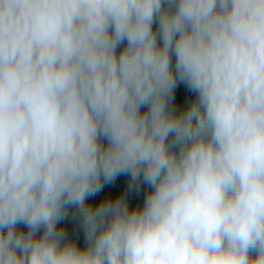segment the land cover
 Wrapping results in <instances>:
<instances>
[{
    "label": "clouds",
    "instance_id": "9594fccd",
    "mask_svg": "<svg viewBox=\"0 0 264 264\" xmlns=\"http://www.w3.org/2000/svg\"><path fill=\"white\" fill-rule=\"evenodd\" d=\"M0 264H264V0H0Z\"/></svg>",
    "mask_w": 264,
    "mask_h": 264
},
{
    "label": "trees",
    "instance_id": "16d2710c",
    "mask_svg": "<svg viewBox=\"0 0 264 264\" xmlns=\"http://www.w3.org/2000/svg\"><path fill=\"white\" fill-rule=\"evenodd\" d=\"M182 94H183V93L181 92V95H182ZM122 183H123V178H121L120 180H118V182H117L116 185L111 186V187H109V188H106L105 191H113V192H114V191H116L118 188L121 187ZM102 196H103V193H101V194L98 195L97 197H93V198H91V199H92L93 202H96V201H98Z\"/></svg>",
    "mask_w": 264,
    "mask_h": 264
}]
</instances>
